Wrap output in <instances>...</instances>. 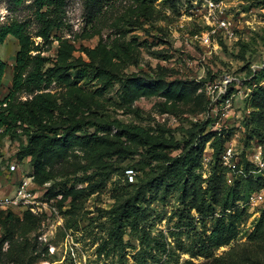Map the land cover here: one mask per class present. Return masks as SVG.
Wrapping results in <instances>:
<instances>
[{"label":"rangeland","instance_id":"obj_1","mask_svg":"<svg viewBox=\"0 0 264 264\" xmlns=\"http://www.w3.org/2000/svg\"><path fill=\"white\" fill-rule=\"evenodd\" d=\"M28 4L13 12L1 1L0 23L12 17H33ZM114 4L120 13L109 16L118 17L101 27L94 26L91 18L92 0H55L49 7L52 33L48 40L38 41L48 58L47 67H58V72L28 99L39 110L33 122L48 125L59 134L42 153L50 179L45 182L40 176L44 182L40 193L54 202L56 212L32 221L0 211V264H135L133 255L140 250V242L129 231L122 261L119 255L107 257L99 252L107 236L106 212L115 204L116 188L124 184L125 177L135 178L136 170L127 171V167L144 168L139 162L145 148L135 141L119 140L115 130L111 142L91 140L95 129L88 128L62 138V128L73 122L105 118L144 127L160 124L173 130L180 141L189 138L188 130L208 123L205 134L220 131L226 141L224 149L233 146L241 165L245 161L255 165L259 155L264 160V98L258 97L264 88V0H127ZM111 5L103 14L112 10ZM220 19L230 24L233 36L218 29ZM18 50L13 37L0 46V57L7 63L0 100L12 87ZM86 63L109 73L78 79L77 69H69ZM254 113H261L262 118ZM35 130L31 124L9 133L0 128L3 191L12 192L23 175L34 174L33 158L21 152ZM118 149L131 154L117 153ZM214 153L211 141L197 170L202 190L188 199L195 216L203 190L210 184L220 202L230 185L241 179L232 178L221 162L226 170L224 180ZM13 162L20 170L9 175ZM253 173L254 184L263 189L264 173ZM84 179L94 185L106 182L105 187L88 195ZM238 205L246 210L230 244L210 257L192 258L177 251L173 263L177 258V264L187 260L195 264H264V204L250 206L244 200ZM179 207L182 205L175 199L166 206L152 205L153 235L163 231L174 248L179 241L184 246L193 241V235L186 233L170 237V232L181 231L176 227L179 218L173 215ZM196 227L197 232L209 233L212 222H200Z\"/></svg>","mask_w":264,"mask_h":264},{"label":"trees","instance_id":"obj_2","mask_svg":"<svg viewBox=\"0 0 264 264\" xmlns=\"http://www.w3.org/2000/svg\"><path fill=\"white\" fill-rule=\"evenodd\" d=\"M1 1H5L13 12L22 9L27 3L33 11V17H12L7 22L0 23V46L9 37H13L19 44L12 87L9 94L0 100V128L9 133L21 125L36 126V130L30 134L29 145L22 150L21 154L33 158L34 177L40 186V183H44L40 181V176L45 179V182L50 179L46 174L42 153L55 139H58L59 134L58 130L48 127V125H41L38 121L33 122L32 118L39 115V110L28 97L35 94L37 87L53 80L58 72V67H47L48 58L43 55L41 42L38 41V38L46 41L51 36L52 24L49 7L55 0ZM92 1L94 10L91 18L94 26L101 27L118 17L109 16V14L120 13V10L114 9L116 6L114 3L117 1L123 3L127 0ZM109 5L112 10L108 11L107 9L103 14V10ZM71 68L77 69L75 75L78 79L87 78L91 73L94 77L100 73H109L108 70L95 67L90 63L81 67H69V69ZM6 70L7 63L0 57V91ZM258 97L264 98V88H260ZM24 98L27 99L24 100ZM254 114L260 116V119L262 118L261 113ZM208 126L209 124L206 123L198 130L197 128L188 130L189 138L184 141L177 140L173 130L160 124L144 127L123 123L119 120L110 121L105 118L80 120L62 128L64 132L62 138L82 133L85 128L95 129V133L90 136V139L103 142H111L110 134L115 130V136L119 140L135 141L145 148V153L139 162L144 168L127 167L125 169L127 171L134 172L136 170L135 178L133 177V181L130 182L129 177H125L124 184L116 188L113 196L115 204L106 212L109 227L107 236L101 244L100 255L104 254L107 257L119 255V259L122 261L128 247V244L125 243L128 231L140 242V250L133 255L135 264H177V258L173 263L177 251L188 253L192 258L210 257L215 250L230 244L237 237L246 210L238 205L239 202L244 200L247 202L252 193L261 190L259 184L258 186L254 184L252 175L236 180L233 185H230L228 193L220 202L214 185L210 184L206 190H203V195L197 203L198 216L192 213L193 208L190 207L191 203L188 201L190 194H196L198 190H202L197 170L203 161L206 145L211 141L215 148L214 157L222 170L224 180L226 177V170L223 165H220V156L226 141L222 139V133L218 131H209L205 134V129ZM52 133L55 135L51 136ZM218 141L220 146H218ZM119 152L126 155L131 154V152L122 149H118L117 153ZM245 163L247 170L254 168L253 164L246 161ZM82 181L88 183L87 190H85L88 191V195L97 193L100 188L105 187L106 183L101 182L94 185L90 183L89 179ZM245 187L249 189L243 191ZM241 188L243 189L241 190ZM230 195L232 199H229ZM171 199H175L182 205V208L179 207L173 212V215L179 218L176 227L181 231L178 232L176 229L170 232V237L175 239L179 236L178 233H186L189 237L193 235V241L188 246H184L179 241L177 248L172 247L163 231L153 235L154 225L152 222L155 213L152 205L158 202L166 206ZM218 209H220L219 213H217ZM1 213H6L8 217L18 215L6 211H1ZM22 215L30 217L32 221H37L40 218L29 211ZM208 221L212 222L210 232H197V224L201 222L205 225ZM184 264L195 263L192 260H187Z\"/></svg>","mask_w":264,"mask_h":264},{"label":"built area","instance_id":"obj_3","mask_svg":"<svg viewBox=\"0 0 264 264\" xmlns=\"http://www.w3.org/2000/svg\"><path fill=\"white\" fill-rule=\"evenodd\" d=\"M218 29L226 32L227 35L233 36L234 32L230 24L224 19L218 20ZM216 32V30H214ZM219 133H221L219 131ZM235 149L233 146H227L221 156L222 164L228 169L230 176L239 178H247L253 172L264 173V160L257 156L255 160L256 169L247 170L244 165L237 162ZM19 165L13 162L9 165V175H14L19 171ZM133 181V177H130ZM43 187L39 186L35 181L34 174L23 175V178L19 181L14 190L5 192L0 186V211L13 212L15 214L22 215L26 211L31 212L33 215L42 218L45 215H52L56 212L54 202L44 198V195L40 193ZM264 204V188L252 193L247 201V205L256 206Z\"/></svg>","mask_w":264,"mask_h":264}]
</instances>
